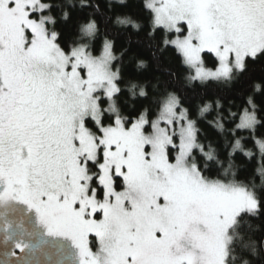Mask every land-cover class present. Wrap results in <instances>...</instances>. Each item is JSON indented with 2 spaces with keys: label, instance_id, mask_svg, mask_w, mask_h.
Instances as JSON below:
<instances>
[{
  "label": "snow or ice",
  "instance_id": "6c2138e0",
  "mask_svg": "<svg viewBox=\"0 0 264 264\" xmlns=\"http://www.w3.org/2000/svg\"><path fill=\"white\" fill-rule=\"evenodd\" d=\"M257 64L264 0H0V264H264Z\"/></svg>",
  "mask_w": 264,
  "mask_h": 264
},
{
  "label": "trees",
  "instance_id": "16d2710c",
  "mask_svg": "<svg viewBox=\"0 0 264 264\" xmlns=\"http://www.w3.org/2000/svg\"><path fill=\"white\" fill-rule=\"evenodd\" d=\"M130 10H133V11L138 10V5H133L132 8H131ZM253 74H254L255 76H257V77H259L261 74H264V65H262V64H257V65H255V66H254V73H253ZM235 102H236L237 104H240V103H241L240 100H236ZM233 110H235V109H233ZM213 115H214V114H209V115L207 116V119H206V120H203V121L200 122V126H201V128H202V129H205L206 131H207L208 129H210V130H211V133H215L216 130H215V129H212V128H211V125H208V124H207V120H211V119L213 118ZM260 131L264 132V129H261ZM241 135L247 136L248 133H247V132H242ZM247 146H248V147H252V143H251V141L248 142V145H247ZM237 163H240V161L238 160ZM257 183H259V178H258V177H257ZM260 222H261V221H257L258 224H259ZM255 259H259V257H256Z\"/></svg>",
  "mask_w": 264,
  "mask_h": 264
},
{
  "label": "flooded vegetation",
  "instance_id": "af4514ba",
  "mask_svg": "<svg viewBox=\"0 0 264 264\" xmlns=\"http://www.w3.org/2000/svg\"><path fill=\"white\" fill-rule=\"evenodd\" d=\"M3 256V246L0 245V255ZM23 255V253L20 251V249H15V255L8 257L10 261L16 262V264H19V258Z\"/></svg>",
  "mask_w": 264,
  "mask_h": 264
},
{
  "label": "rangeland",
  "instance_id": "374dc122",
  "mask_svg": "<svg viewBox=\"0 0 264 264\" xmlns=\"http://www.w3.org/2000/svg\"><path fill=\"white\" fill-rule=\"evenodd\" d=\"M4 259V256H2V254L0 255V260H3Z\"/></svg>",
  "mask_w": 264,
  "mask_h": 264
}]
</instances>
